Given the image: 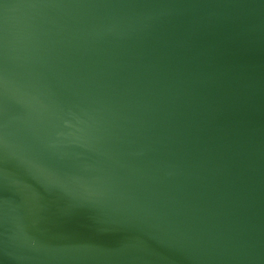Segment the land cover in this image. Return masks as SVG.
I'll return each instance as SVG.
<instances>
[{
	"label": "water",
	"instance_id": "obj_1",
	"mask_svg": "<svg viewBox=\"0 0 264 264\" xmlns=\"http://www.w3.org/2000/svg\"><path fill=\"white\" fill-rule=\"evenodd\" d=\"M0 264H264V0H0Z\"/></svg>",
	"mask_w": 264,
	"mask_h": 264
}]
</instances>
